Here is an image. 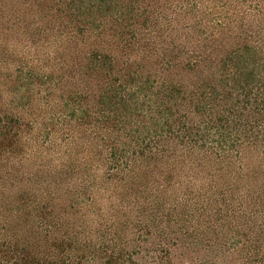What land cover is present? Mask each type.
Returning <instances> with one entry per match:
<instances>
[{"label":"trees","instance_id":"trees-1","mask_svg":"<svg viewBox=\"0 0 264 264\" xmlns=\"http://www.w3.org/2000/svg\"><path fill=\"white\" fill-rule=\"evenodd\" d=\"M0 264H264V0H0Z\"/></svg>","mask_w":264,"mask_h":264}]
</instances>
